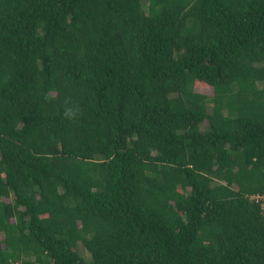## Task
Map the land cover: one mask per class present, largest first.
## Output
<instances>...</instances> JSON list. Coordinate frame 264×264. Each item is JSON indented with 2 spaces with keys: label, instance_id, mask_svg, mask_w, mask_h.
<instances>
[{
  "label": "trees",
  "instance_id": "16d2710c",
  "mask_svg": "<svg viewBox=\"0 0 264 264\" xmlns=\"http://www.w3.org/2000/svg\"><path fill=\"white\" fill-rule=\"evenodd\" d=\"M0 264H264V0H0Z\"/></svg>",
  "mask_w": 264,
  "mask_h": 264
},
{
  "label": "clouds",
  "instance_id": "9594fccd",
  "mask_svg": "<svg viewBox=\"0 0 264 264\" xmlns=\"http://www.w3.org/2000/svg\"><path fill=\"white\" fill-rule=\"evenodd\" d=\"M82 114V109L78 104H74L70 99H65L63 116L65 119L73 120Z\"/></svg>",
  "mask_w": 264,
  "mask_h": 264
},
{
  "label": "rangeland",
  "instance_id": "374dc122",
  "mask_svg": "<svg viewBox=\"0 0 264 264\" xmlns=\"http://www.w3.org/2000/svg\"><path fill=\"white\" fill-rule=\"evenodd\" d=\"M193 87H194V90L197 91V92H200V93H203V94H206V95H210L211 94L210 87L205 86L203 84L195 82Z\"/></svg>",
  "mask_w": 264,
  "mask_h": 264
}]
</instances>
